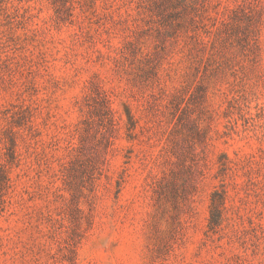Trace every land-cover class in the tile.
Masks as SVG:
<instances>
[{
    "label": "rangeland",
    "instance_id": "1",
    "mask_svg": "<svg viewBox=\"0 0 264 264\" xmlns=\"http://www.w3.org/2000/svg\"><path fill=\"white\" fill-rule=\"evenodd\" d=\"M0 264H264V0H0Z\"/></svg>",
    "mask_w": 264,
    "mask_h": 264
},
{
    "label": "trees",
    "instance_id": "2",
    "mask_svg": "<svg viewBox=\"0 0 264 264\" xmlns=\"http://www.w3.org/2000/svg\"><path fill=\"white\" fill-rule=\"evenodd\" d=\"M221 223V209L220 204L212 208L211 216L209 220V226L211 229H215Z\"/></svg>",
    "mask_w": 264,
    "mask_h": 264
}]
</instances>
